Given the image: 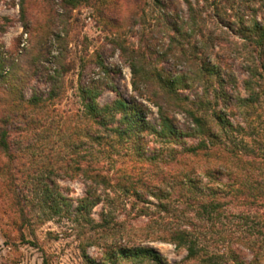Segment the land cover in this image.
<instances>
[{
	"label": "rangeland",
	"instance_id": "374dc122",
	"mask_svg": "<svg viewBox=\"0 0 264 264\" xmlns=\"http://www.w3.org/2000/svg\"><path fill=\"white\" fill-rule=\"evenodd\" d=\"M70 1L25 0V11H22L23 0H0V56L23 64L25 50L32 48L36 41H44L50 49V58L48 62L41 63L40 67L42 70L46 68L51 76H59V80L64 83L60 96L47 101L50 85L45 76L32 79L26 88V97L30 99L37 92L42 98L46 108L38 111L44 127H40L38 134L32 135L33 150L30 155L19 158L13 167L9 159L0 154V264H101L106 251L130 245L153 248L167 264H196L193 260H187L188 253L185 249L156 239L159 232L176 228L179 224L183 226V223L172 220L155 207L159 200L151 192L164 194L170 191L174 200L171 199V205L179 210L186 208L180 201L185 190L174 185L183 168L167 159L166 151L160 150L162 145L159 141L155 137H147L144 145L145 158L141 159L133 144H123L109 132H105L102 142L92 143L88 139H82L88 132L89 123L79 87L81 76L85 81L98 78V64L103 62L111 70L108 82L115 84L128 101L132 97L137 98L129 60L116 45L124 42L130 48H141L143 40L136 32L141 29L149 34L152 30H158L160 10L155 8L154 0H141L140 9L145 11L143 25H138L132 31L126 26L135 8L133 0H119L118 6L112 5V13L106 11L117 20L116 26L100 18L98 9H105V0H76L73 4ZM191 1L200 14V19L198 26H195L196 37L191 45H187L189 54L192 53L194 45L203 48L213 63L220 64L225 72L233 73L238 78L240 95L248 100L244 104L236 102L237 106L228 114V118L237 128L236 132L226 129L222 143L214 146L215 149L209 154L202 153L196 158L195 166L202 171L213 167L223 169L227 163L236 172L245 174L250 169V161L254 160V173L262 175L264 78L259 76L260 57L239 34L228 31L219 24L215 17V0ZM250 1L252 0H231L234 11L228 10L224 3H221V8L224 12L227 9V16L238 23L240 20L237 14ZM256 6L262 8L259 14L261 19L264 18V0L256 2ZM184 9L185 16L188 13L186 5ZM160 36L159 52L170 49L166 35L161 33ZM176 54L167 63L156 62L154 57L149 61V70L166 64H172L178 71L185 69L186 61L178 59L180 51ZM147 56H150L149 52ZM60 62L65 65V69L60 67ZM256 69H259L258 76L254 78L250 75V70ZM246 81H250V84H246ZM144 87L143 84L142 88ZM116 97L115 93L106 90L99 102L106 103ZM139 100L146 104L148 119L154 122L158 117L157 108L149 101ZM178 118L182 124L186 123L184 115H178ZM12 138L18 139V133H13ZM77 140L81 144L73 148L71 144ZM92 147L95 149V163L90 156ZM159 150L165 154L159 161L147 160ZM233 151L239 153L242 159L237 158ZM90 162L97 167L101 166L103 173L109 178L110 186L98 189L102 203L88 211L86 219L80 222L74 220L75 209L86 196L88 189L87 178L83 173L72 177L71 170L68 173L63 170L60 175L53 176L61 194L73 206L70 210L71 216L68 217L51 215L48 209L43 210L39 196L34 191L35 185L29 183L24 188V172L29 167H23L24 164L30 163L31 170L40 167L36 177L42 175L44 180H48L47 168L55 171L59 167L76 168L78 165L87 168ZM9 167L12 168L16 180L14 191L21 194L20 202L28 213L25 222L21 221L16 212L13 188L10 191L7 186L6 170ZM234 180L236 176L231 182ZM142 182L147 187H142ZM222 182L229 181L224 178ZM26 196L30 197V202L26 201ZM245 210L250 211L253 217L264 215V210L256 214L252 207H242L238 203L229 207L230 213L234 214ZM147 214L149 215L145 216ZM106 217L107 224L104 221ZM90 220L95 225L103 224L107 228L94 229ZM235 229L233 226L232 230ZM90 259L96 262L92 263ZM251 259L252 256H249L248 260ZM108 264L136 263L127 259H115Z\"/></svg>",
	"mask_w": 264,
	"mask_h": 264
},
{
	"label": "trees",
	"instance_id": "16d2710c",
	"mask_svg": "<svg viewBox=\"0 0 264 264\" xmlns=\"http://www.w3.org/2000/svg\"><path fill=\"white\" fill-rule=\"evenodd\" d=\"M75 1L71 0L70 3ZM259 1L263 0H252L241 7L237 14L240 20L238 23L227 16L228 10L235 9L231 0H215L214 3L217 5L215 17L219 24L228 31L239 34L259 55V76L264 78V18L261 19L259 14L262 8L256 6ZM24 2L25 0L22 11H25ZM154 2L155 8L160 10L158 30H152L149 34L141 29L137 30L136 34L143 40L141 48H130L124 42H118L116 45L129 60L133 87L138 97H132L130 101L124 98L119 88L108 82L111 70L103 62L98 64L101 73L97 74L98 78L85 81L81 76L79 87L89 123L88 132L82 139H88L92 143L102 142L105 132H109L121 143L133 144L138 156L144 159L146 138L155 137L162 145L160 150L166 151L167 159L183 168L174 185L185 190L180 201L186 207L182 210L174 208L171 205V199L174 201L173 193L170 191L164 194L151 192V195L159 200L155 207L172 220L183 223V226L179 224L176 228L159 232L156 239L185 249L188 253L187 260H193L196 264H264V215L253 217L247 210L239 214L229 211L230 205L234 203L242 207L250 206L255 209L256 214L264 210V174L254 173L256 162L250 161V169L245 174L236 172L227 163L223 169L213 167L201 171L194 162L202 153L209 154L215 149L214 146L222 143L226 129L236 132L237 128L228 118V114L237 106L236 102L244 104L248 100L240 95L238 78L233 73L225 72L220 64L213 63L203 48L194 45L192 53L189 54L187 45H191L196 37L195 26H198L200 19L193 2ZM118 3L119 0H105V9H98L100 18L112 26H116L118 22L106 11L111 12L112 5L118 6ZM133 3L135 8L126 26L132 31L138 25H143L142 19L145 15V11L140 9L141 0H133ZM221 3L226 5V12L221 8ZM184 5L187 6L188 12L185 16ZM161 33L169 40L170 49L159 52ZM25 51L23 64L0 56V154L9 159L11 167L19 158L30 155L33 150L31 138L39 133L40 127H44L38 110L45 109L46 105L37 92H34L30 99L26 97L29 83L34 77L45 76L50 85L47 101L59 97L64 84L59 80V76H51L46 72V68L42 70L40 67L41 63L48 62L50 58V49L46 42L36 41L32 48ZM179 51L178 59L187 63L185 69L178 71L172 64H166L161 68L157 66L149 70V61L154 57L156 62L167 63ZM147 52L150 56H147ZM60 67L65 69L61 62ZM258 70H250V75L255 78L258 76ZM60 74L58 71V75ZM246 84H250V81H246ZM106 90L115 93L117 97L101 104L99 100ZM139 99L149 101L157 108L158 117L154 122L148 119V107ZM178 115H184L186 123L182 124ZM13 133H18V139L12 138ZM80 144L77 140L71 145L77 148ZM160 150L147 160L159 161L165 155ZM94 153L95 149L92 147L90 156L94 158L95 163ZM235 154L237 158L242 159L239 153ZM93 162H90L87 168L80 165L76 168L59 167L58 172L47 168L48 180H44L42 175L36 177L40 167L31 170L30 163L24 164L23 167L29 165L24 172V188L29 183L35 185L34 191L39 196L43 210L48 209L51 215L68 217L71 216L70 210L73 206L69 204V199L61 194L53 176L60 175L63 170H67V173L71 170L72 177L83 173L87 178L88 189L86 196L75 209L74 220L80 222L86 219L88 211L102 203L98 189L110 186L109 178L103 173L101 166L97 167ZM11 167L6 170V182L10 191L15 187L16 181ZM235 176L236 180L231 182ZM224 178L229 182H222ZM140 185L147 187L143 182ZM14 193L16 212L21 221L25 222L28 213L20 202L22 196L16 194V191ZM26 199L30 202L29 196H26ZM104 221L105 224L108 223L107 217ZM90 224L94 229L107 228L103 224L95 225L92 220ZM233 226L236 227L235 230H232ZM256 236L258 237L255 238ZM249 256H252L251 260H248ZM115 259H127L136 264H167L153 248L142 245L106 251L104 262L101 264H108ZM90 261L96 262L94 259Z\"/></svg>",
	"mask_w": 264,
	"mask_h": 264
}]
</instances>
